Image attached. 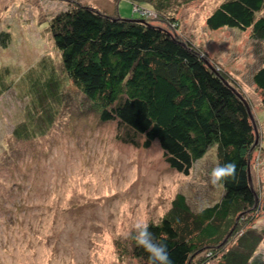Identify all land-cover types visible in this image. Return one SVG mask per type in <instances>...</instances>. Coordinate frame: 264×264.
Wrapping results in <instances>:
<instances>
[{
	"label": "rangeland",
	"instance_id": "1",
	"mask_svg": "<svg viewBox=\"0 0 264 264\" xmlns=\"http://www.w3.org/2000/svg\"><path fill=\"white\" fill-rule=\"evenodd\" d=\"M223 1L170 0L166 11L144 14L149 23L195 48L246 103L255 129L249 175L260 195L264 105L253 75L261 64L264 40H255L250 30H209L205 21ZM77 6L122 19L139 14L127 0H0V34L9 37L0 44V72L25 71L44 55L54 58L52 65L57 67L48 22ZM74 92L59 106L49 132L29 143L11 136L26 118V100L13 91L0 97V264H144L132 255L138 224H158L179 195L193 213L222 197L223 189L210 182L217 166L216 146L188 176L178 174L168 167L156 143L134 149L116 141V125L101 124ZM251 227L262 235L257 253L264 261L263 212ZM205 234L203 243V238L197 242L204 252L193 263L217 264L221 254L216 260L209 258L219 249L222 235Z\"/></svg>",
	"mask_w": 264,
	"mask_h": 264
},
{
	"label": "trees",
	"instance_id": "2",
	"mask_svg": "<svg viewBox=\"0 0 264 264\" xmlns=\"http://www.w3.org/2000/svg\"><path fill=\"white\" fill-rule=\"evenodd\" d=\"M127 1L137 18L122 19L85 6L54 15L48 30L58 54L57 70L49 55L25 71L1 69L0 97L13 91L26 100V118L13 128V140L29 143L45 136L67 94L75 91L101 124L116 125V141L134 149L156 143L178 174L188 176L216 146L217 165H236L235 178L225 182L220 201L193 213L179 195L149 229L167 246L171 264H194L204 252L197 242L210 231L222 235L209 258L221 254L217 264H264L257 253L262 235L251 227L264 213V180L259 195L249 175L255 129L246 103L195 48L149 23L144 13L166 11L170 0ZM205 23L211 31L250 30L255 40L263 41L264 0H225ZM8 38L0 34L1 46ZM253 83L264 105V54ZM132 255L148 264V254L136 242Z\"/></svg>",
	"mask_w": 264,
	"mask_h": 264
},
{
	"label": "clouds",
	"instance_id": "3",
	"mask_svg": "<svg viewBox=\"0 0 264 264\" xmlns=\"http://www.w3.org/2000/svg\"><path fill=\"white\" fill-rule=\"evenodd\" d=\"M235 175L236 165L233 162L217 165L212 169L210 182L213 186L224 188L225 182L230 178L234 179ZM133 238L148 254V264H171L167 246L157 240L146 221L136 226V234Z\"/></svg>",
	"mask_w": 264,
	"mask_h": 264
}]
</instances>
